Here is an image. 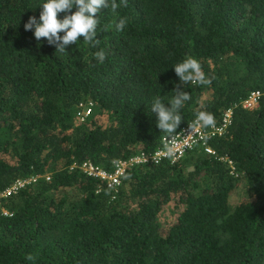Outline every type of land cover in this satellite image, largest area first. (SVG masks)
<instances>
[{
  "label": "trees",
  "instance_id": "16d2710c",
  "mask_svg": "<svg viewBox=\"0 0 264 264\" xmlns=\"http://www.w3.org/2000/svg\"><path fill=\"white\" fill-rule=\"evenodd\" d=\"M44 2L0 0V189L39 176L0 202V264H264V0H127L97 14L98 45L81 37L65 52L24 28ZM188 57L214 78L181 84L191 99L176 131L232 108L207 139L215 153L134 165L117 192L86 174L85 161L112 171L162 146L152 104L170 107ZM81 102L93 103L85 121Z\"/></svg>",
  "mask_w": 264,
  "mask_h": 264
},
{
  "label": "clouds",
  "instance_id": "9594fccd",
  "mask_svg": "<svg viewBox=\"0 0 264 264\" xmlns=\"http://www.w3.org/2000/svg\"><path fill=\"white\" fill-rule=\"evenodd\" d=\"M76 6L77 10L68 14L70 10ZM120 6H127V0H46L40 13L39 22L35 16H30L24 24L26 31L34 29V37L37 42L45 38L49 45H55L56 51L65 52L66 47L81 39L90 43L93 47L99 44L97 38L98 32V13L103 9L111 8L115 12ZM58 13H65L64 18L60 19ZM126 19L121 18L115 23V30L122 31L126 26ZM103 31L106 29H102ZM64 35L61 36L60 33ZM95 57L99 63H103L106 59L104 50L95 53ZM176 75L179 77L180 83L176 85L174 97L169 101L170 107L166 106L159 98L152 104V113L156 114V125L164 133L171 138L177 133L181 121L180 110L185 103L191 99L189 92L182 90L181 84L187 85H209L212 78L206 77L202 71L201 64L197 59L188 57L182 62L174 65ZM216 124L213 114L207 111H199L196 115L195 125L189 124L190 134L195 127L214 128ZM191 147L190 144L186 145ZM177 146L175 144L166 146L164 155L173 162L176 158ZM147 162V161H146ZM158 163V161H155ZM124 179H130L125 176ZM27 259L32 261L35 259L32 255H28Z\"/></svg>",
  "mask_w": 264,
  "mask_h": 264
},
{
  "label": "built area",
  "instance_id": "2783aa9c",
  "mask_svg": "<svg viewBox=\"0 0 264 264\" xmlns=\"http://www.w3.org/2000/svg\"><path fill=\"white\" fill-rule=\"evenodd\" d=\"M260 94L261 93L259 91L251 92L249 97L244 101V105L248 106V103H257ZM92 107V102H81L79 104L77 116L80 121H85L87 119V117L92 113ZM232 113L233 109L230 108L224 112L222 116V122L220 124H215L214 128H200L197 126L195 127V130L190 134L191 129L189 128V124L195 125V118L192 122L188 123L185 127H183L180 132L173 134V137L170 138L169 136H165L162 140V146L157 148L154 152H139L138 154L130 157L129 159H120L114 161V169L112 171H109L104 167L98 166L91 161L83 162L80 168L86 174L100 179L102 185L108 190L117 192L118 188L123 183V179L126 176V171L130 167L145 163H155V161H158L159 163L164 158H167L164 155L166 146L172 144H175L177 146V154L175 160L182 158L188 152L196 149H202L208 153H215L214 150L209 147L207 139L209 137L223 135L226 132L227 127L231 123ZM188 144H190L191 147H187L186 145ZM221 159L227 162L228 166L231 168V172L234 173L236 167L233 160L227 157H221ZM38 177V175H32L28 178H18L5 189H0V202L3 198H7L18 193L22 188L26 187L27 184L36 182L38 180ZM43 177L48 180L50 179L49 175H45ZM4 213L9 214V212L6 210H4Z\"/></svg>",
  "mask_w": 264,
  "mask_h": 264
},
{
  "label": "rangeland",
  "instance_id": "374dc122",
  "mask_svg": "<svg viewBox=\"0 0 264 264\" xmlns=\"http://www.w3.org/2000/svg\"><path fill=\"white\" fill-rule=\"evenodd\" d=\"M256 104V103H255ZM254 104H250L248 103V106H253ZM245 196H247L246 194V189L241 185L238 190L235 192V196L234 198H236L237 201L243 199ZM173 211H177L176 208H169L167 209V211L164 213L163 218L166 219V224L169 222V219L174 218V213ZM172 216V217H171Z\"/></svg>",
  "mask_w": 264,
  "mask_h": 264
}]
</instances>
